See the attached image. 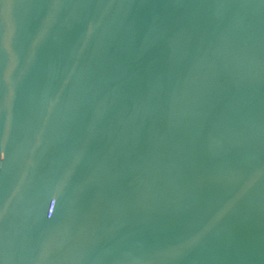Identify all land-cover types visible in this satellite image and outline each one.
Here are the masks:
<instances>
[{"label": "water", "instance_id": "water-1", "mask_svg": "<svg viewBox=\"0 0 264 264\" xmlns=\"http://www.w3.org/2000/svg\"><path fill=\"white\" fill-rule=\"evenodd\" d=\"M0 264H264V0H0Z\"/></svg>", "mask_w": 264, "mask_h": 264}]
</instances>
